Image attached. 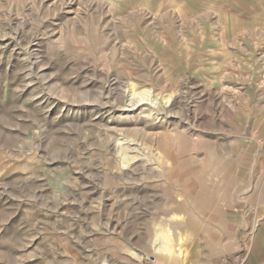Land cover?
I'll return each mask as SVG.
<instances>
[{"label":"rangeland","instance_id":"374dc122","mask_svg":"<svg viewBox=\"0 0 264 264\" xmlns=\"http://www.w3.org/2000/svg\"><path fill=\"white\" fill-rule=\"evenodd\" d=\"M0 264H264V0H0Z\"/></svg>","mask_w":264,"mask_h":264},{"label":"crops","instance_id":"0c3cea01","mask_svg":"<svg viewBox=\"0 0 264 264\" xmlns=\"http://www.w3.org/2000/svg\"><path fill=\"white\" fill-rule=\"evenodd\" d=\"M243 213V212H242ZM246 227V225H240L239 226V228L238 229H235L234 231H236V232H246V231H248V229L247 228H245ZM240 247H242V243H241V246Z\"/></svg>","mask_w":264,"mask_h":264}]
</instances>
